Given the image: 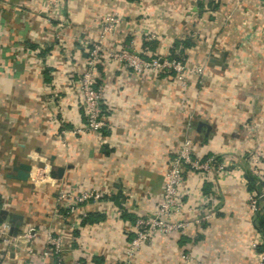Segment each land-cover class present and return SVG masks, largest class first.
<instances>
[{"label": "crops", "instance_id": "crops-1", "mask_svg": "<svg viewBox=\"0 0 264 264\" xmlns=\"http://www.w3.org/2000/svg\"><path fill=\"white\" fill-rule=\"evenodd\" d=\"M44 1L0 0V210L6 221L20 216L16 235H31L0 244V264H37L46 231L59 238L63 264L122 260L134 219L152 213L185 138L194 154L225 164V175L187 173L181 186L186 206L198 188L211 195L213 214L143 242L128 264H256L250 244L263 236L243 181L247 153L264 162V0H63L61 25ZM108 14L118 22L93 74L106 127L74 133L84 122L79 73ZM180 49L190 70L184 91L168 74H134L107 57L173 59ZM19 164L30 166L24 181ZM53 167L63 168L60 179L32 178ZM89 188L102 198L65 207L63 195Z\"/></svg>", "mask_w": 264, "mask_h": 264}, {"label": "built area", "instance_id": "built-area-1", "mask_svg": "<svg viewBox=\"0 0 264 264\" xmlns=\"http://www.w3.org/2000/svg\"><path fill=\"white\" fill-rule=\"evenodd\" d=\"M47 14L51 19L56 20L59 25L65 23L63 17V0H45ZM118 22L114 14L104 16L98 33V40L86 49V57L82 69L79 73L77 90L80 94V105L83 113L84 122L73 130L74 133L86 131H99L106 127L102 118L101 87L96 85L93 74L98 63L101 52L100 42L104 41L109 34L113 32ZM107 57L116 60L123 66L128 67L134 74H141L143 71L160 73L161 71L173 72L175 79L183 84V65L180 61L173 59H160L158 57L144 59L140 55L127 52L116 51L109 52ZM194 74H200V68H193ZM248 175H250L255 184L259 185V191L247 190V204L250 212H255L258 201L264 199V162L259 152L247 153L244 157ZM225 164L216 161L214 156L197 155L192 152L191 140L183 139L177 153L169 160V164L164 174V181L159 201L155 204L152 213L149 216H137L134 219L132 230L133 236L128 240L124 251V258L114 264H128L135 252L143 242L151 241L157 236H168L171 234H181L185 230L200 226L202 222L213 214L209 208L211 195L203 194L198 188L197 196L193 205H185L184 197L186 191L181 190L184 182V176L187 173L197 176H207L215 174L217 176L225 175ZM247 188V182L243 181ZM102 194L94 189H86L77 193L63 195L64 205L72 211L78 205L98 201ZM190 195L188 194V197ZM181 215H187V219H179ZM10 224L3 220L0 222V244L12 245L16 247L21 241L26 242L31 238L29 231L21 236L11 235L9 233ZM262 236V235H261ZM45 245L40 251L34 253L37 264H63L60 258V241L52 232L44 233ZM251 253L255 256L257 263L264 264V237L260 241L253 240L250 244ZM26 252L31 254L32 250L27 248ZM76 259L72 264H89L85 258ZM49 261V263L47 262Z\"/></svg>", "mask_w": 264, "mask_h": 264}, {"label": "water", "instance_id": "water-1", "mask_svg": "<svg viewBox=\"0 0 264 264\" xmlns=\"http://www.w3.org/2000/svg\"><path fill=\"white\" fill-rule=\"evenodd\" d=\"M13 171L16 173V178L24 181L28 178L30 166L27 164H19L13 169ZM62 174L63 168L61 167H53L48 171V175L51 179H60L62 177ZM6 215L7 212L5 210H0V222L5 220ZM8 222L10 224L9 233L11 235H15L20 225V216L16 214H11Z\"/></svg>", "mask_w": 264, "mask_h": 264}, {"label": "trees", "instance_id": "trees-1", "mask_svg": "<svg viewBox=\"0 0 264 264\" xmlns=\"http://www.w3.org/2000/svg\"><path fill=\"white\" fill-rule=\"evenodd\" d=\"M175 45H178V44L176 43ZM182 45H184V43ZM186 45H188V44H186ZM181 53H182V50L180 49L177 52V54L172 53L168 57L183 62ZM245 181L247 182V189L249 191L253 188H256V189L259 188V185L255 184L254 179L250 175H247L245 177ZM258 202L260 204V208H259V211L256 209V211L254 212V217L252 220H253L254 229L264 237V199H260ZM261 205H263V206H261ZM257 208H258V206H257Z\"/></svg>", "mask_w": 264, "mask_h": 264}, {"label": "rangeland", "instance_id": "rangeland-1", "mask_svg": "<svg viewBox=\"0 0 264 264\" xmlns=\"http://www.w3.org/2000/svg\"><path fill=\"white\" fill-rule=\"evenodd\" d=\"M100 29V28H99ZM97 40H98V38H97ZM96 42V41H95ZM94 43V42H93ZM91 44L92 43H88V45H87V50L90 48V46H91ZM112 52V51H111ZM86 55H87V53H86ZM111 60V57H108V60ZM173 60H176V59H173ZM177 61H179V60H177ZM181 62V61H180ZM182 63V65H183V67H184V69H183V78H184V80H183V84L181 85L176 79H175V76H174V73L173 72H171V71H169V72H166V71H161L162 73H165V74H168V75H170V76H172V78H173V80H175V82H177L178 83V85L180 86V88L182 89V91H184L185 89H186V87H187V77H188V73L190 72V70H189V68L184 64V62H181ZM48 172H47V174H46V177L44 178V176L42 177V176H37V177H35V175L34 176H32V178L34 179V180H45V179H48Z\"/></svg>", "mask_w": 264, "mask_h": 264}]
</instances>
